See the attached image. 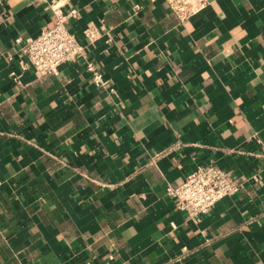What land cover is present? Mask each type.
<instances>
[{
	"label": "crops",
	"instance_id": "1",
	"mask_svg": "<svg viewBox=\"0 0 264 264\" xmlns=\"http://www.w3.org/2000/svg\"><path fill=\"white\" fill-rule=\"evenodd\" d=\"M48 1L0 0V264H264V0H59L110 41L36 78ZM209 163L237 191L193 223L167 188Z\"/></svg>",
	"mask_w": 264,
	"mask_h": 264
},
{
	"label": "built area",
	"instance_id": "2",
	"mask_svg": "<svg viewBox=\"0 0 264 264\" xmlns=\"http://www.w3.org/2000/svg\"><path fill=\"white\" fill-rule=\"evenodd\" d=\"M170 11L181 21H185L204 4V0H165ZM45 8L55 17V23L49 28L40 29L35 37L21 36L15 41L21 45L33 75L41 78L54 75L63 64L74 62L85 56L87 46L94 45L107 36L103 21L90 22L81 32L80 38L66 29L65 22L78 17L76 9L64 10L59 0L46 2ZM139 7L133 6V11ZM86 70L95 86H105V79L92 62H86ZM228 173L213 163L196 167L183 181L168 187L167 193L174 198L176 209L186 213L188 221L197 223L211 207L225 197L233 195L237 188L229 182Z\"/></svg>",
	"mask_w": 264,
	"mask_h": 264
}]
</instances>
